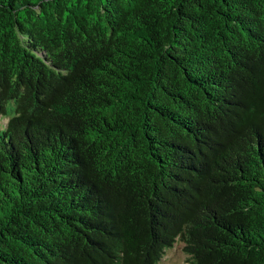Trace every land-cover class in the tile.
Segmentation results:
<instances>
[{
	"label": "trees",
	"instance_id": "1",
	"mask_svg": "<svg viewBox=\"0 0 264 264\" xmlns=\"http://www.w3.org/2000/svg\"><path fill=\"white\" fill-rule=\"evenodd\" d=\"M0 264H264V0H0Z\"/></svg>",
	"mask_w": 264,
	"mask_h": 264
},
{
	"label": "rangeland",
	"instance_id": "2",
	"mask_svg": "<svg viewBox=\"0 0 264 264\" xmlns=\"http://www.w3.org/2000/svg\"><path fill=\"white\" fill-rule=\"evenodd\" d=\"M7 118H0V124L3 125ZM184 243L180 239L173 247L165 248L162 259L159 264H187V255L183 249Z\"/></svg>",
	"mask_w": 264,
	"mask_h": 264
},
{
	"label": "clouds",
	"instance_id": "3",
	"mask_svg": "<svg viewBox=\"0 0 264 264\" xmlns=\"http://www.w3.org/2000/svg\"><path fill=\"white\" fill-rule=\"evenodd\" d=\"M7 121V120H6Z\"/></svg>",
	"mask_w": 264,
	"mask_h": 264
}]
</instances>
